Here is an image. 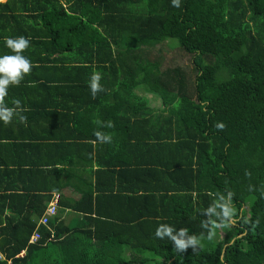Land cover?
Listing matches in <instances>:
<instances>
[{"label":"trees","instance_id":"1","mask_svg":"<svg viewBox=\"0 0 264 264\" xmlns=\"http://www.w3.org/2000/svg\"><path fill=\"white\" fill-rule=\"evenodd\" d=\"M178 2L0 3V16L45 18L44 37L67 48L74 36L75 46L91 50L86 63L97 68L82 62L81 84L100 94L99 81L112 82L102 94L114 99L107 136L143 127L136 143L143 175L153 181L138 196L141 212L131 216L100 211L103 196L128 203L130 195L112 188L107 195L91 190L79 200L59 199L60 212L48 222L52 231L37 226L52 188L28 193L0 186V264H264V0ZM171 39L189 63L162 69L153 52ZM223 207L232 216H223ZM64 208L85 212L82 225L66 224ZM165 227L186 242L184 249L169 235H156ZM35 230L39 238L29 243ZM193 236L197 244H187Z\"/></svg>","mask_w":264,"mask_h":264},{"label":"crops","instance_id":"2","mask_svg":"<svg viewBox=\"0 0 264 264\" xmlns=\"http://www.w3.org/2000/svg\"><path fill=\"white\" fill-rule=\"evenodd\" d=\"M45 20L0 16V55L14 54L5 45V38L23 36L28 47L21 55L30 63L29 72L22 74L18 83L10 82L6 95L0 98V106L10 110L7 122L0 119V186L28 193L52 188L45 193L50 192L51 198L57 195L58 201L64 202L82 199L91 190L107 195V189L112 188L116 195L119 191L123 197L130 195L128 203L122 197L103 196L99 198L100 211L129 216L140 213L138 196L153 183L152 176L143 175V149L136 143L137 138L145 136L143 127H127L124 132L118 128L121 135L109 139L107 135L113 129L109 130L107 124L113 122L108 106L114 99L102 94L112 82L101 79L100 94L82 85L86 77V71L79 69L82 62L93 71L97 68L86 63L91 50L82 49L79 43L75 46L74 36L72 47L67 48L44 37L43 31L50 33L45 30ZM48 28L56 30L52 24ZM31 168L40 172L32 174L28 171ZM69 214L70 225H82L80 215L67 208L60 218L66 221ZM45 227L52 231L49 225Z\"/></svg>","mask_w":264,"mask_h":264},{"label":"clouds","instance_id":"3","mask_svg":"<svg viewBox=\"0 0 264 264\" xmlns=\"http://www.w3.org/2000/svg\"><path fill=\"white\" fill-rule=\"evenodd\" d=\"M174 6H179L178 0H173ZM5 45L12 50L14 54L11 55H0V98L6 95V89L9 83H18L22 74H26L29 72L30 63L27 59H25L21 52L28 47V40L23 36L12 38H5ZM94 79H98V75L92 78V83ZM92 83L90 86H92ZM10 115V110L3 108L0 106V119L7 122ZM209 212L214 211L212 208L208 209ZM222 215L225 217L232 216V209L223 207ZM163 234L169 235V239L174 241L176 248L184 249L186 246V242L183 239H177L176 235L171 234V229L165 227L164 233H161L159 229L156 232V235L162 236ZM179 236H183L184 232L180 231L177 233ZM197 238L195 236L190 237L187 241V244L196 245Z\"/></svg>","mask_w":264,"mask_h":264},{"label":"rangeland","instance_id":"4","mask_svg":"<svg viewBox=\"0 0 264 264\" xmlns=\"http://www.w3.org/2000/svg\"><path fill=\"white\" fill-rule=\"evenodd\" d=\"M176 44V45H175ZM163 49V50H162ZM162 49L160 53L153 52V56L155 59H158L160 67L163 69L166 66H176L178 63L180 65H187L189 63L190 56L185 54L180 47H177V43L174 39L166 40L165 43L162 46ZM158 55V56H155ZM149 58H152L149 56ZM71 215H67L65 223L68 224L70 221ZM232 220V219H231ZM220 225H215V228H219ZM223 226V225H222ZM219 230V229H218ZM222 233H224L221 230ZM115 248H111L109 252L112 254L114 252ZM48 252H52L51 249H48Z\"/></svg>","mask_w":264,"mask_h":264},{"label":"built area","instance_id":"5","mask_svg":"<svg viewBox=\"0 0 264 264\" xmlns=\"http://www.w3.org/2000/svg\"><path fill=\"white\" fill-rule=\"evenodd\" d=\"M57 207H58V198L57 195H53L50 201L47 203L43 213L39 217L37 221V226L38 225L47 226L49 220L56 215ZM38 238H39V233L35 230L29 238V243L36 242ZM0 258H2L1 254H0Z\"/></svg>","mask_w":264,"mask_h":264}]
</instances>
